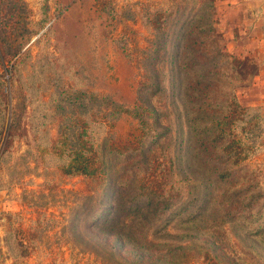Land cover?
<instances>
[{
	"label": "trees",
	"instance_id": "16d2710c",
	"mask_svg": "<svg viewBox=\"0 0 264 264\" xmlns=\"http://www.w3.org/2000/svg\"><path fill=\"white\" fill-rule=\"evenodd\" d=\"M112 1L73 0L65 6L62 14L83 4L88 10L76 42L79 56L69 63L67 57L40 56L25 75L19 69L21 60H15L8 69L10 87L20 97L11 108L7 82L0 74V155L15 138L31 133L39 153L30 162L34 170L42 168L47 191L53 192L65 177L82 175L94 183L95 201L88 194L73 219L83 215L90 226L103 218L98 230L106 236L124 230L120 219L126 213L138 218L163 210L151 232L141 234L142 241L130 244L122 234L111 247L99 238L97 244L91 243L111 248L113 257L130 246L131 264H177L178 252L192 249L198 251V261L203 252L205 263H211L207 235L220 224L264 264V200L255 207L262 194H250L258 182L246 174L244 186L234 188L241 180L242 160L254 153L252 148L264 132V114L243 106L233 89L211 96L220 82V53L208 55L203 46L205 36L214 30L209 8L213 1L195 0V12L173 32L161 29L169 12L156 8L142 13L153 37L138 58L129 36L115 32L119 12ZM129 12L135 17L134 11ZM29 14L25 0H0L2 67L28 41ZM171 43L176 54L169 59L167 73L156 60ZM141 64L142 75L133 68ZM127 65L125 74L122 68ZM100 83L104 88L96 87ZM166 92L170 102L160 109L154 97ZM52 123L58 129L55 139L49 132ZM231 126L244 132V138L237 139ZM158 150L166 161L164 181L154 176ZM31 151L25 150L18 163L26 165ZM237 201L242 203L239 208L234 207ZM74 236L78 238L77 233ZM146 236L169 251L153 257L143 242ZM16 251L14 238V259L22 256Z\"/></svg>",
	"mask_w": 264,
	"mask_h": 264
},
{
	"label": "rangeland",
	"instance_id": "374dc122",
	"mask_svg": "<svg viewBox=\"0 0 264 264\" xmlns=\"http://www.w3.org/2000/svg\"><path fill=\"white\" fill-rule=\"evenodd\" d=\"M25 1L30 13L26 27L31 31V35L20 53L6 62V67L0 65L1 77L7 82L5 91L8 94L7 106L10 108L20 97L16 88L12 92L10 87L11 70L8 69H11L12 63L21 60L19 69H22L25 75L32 70L33 63L40 56L52 55L57 59L67 57L65 63L73 62L79 56L80 49H76V42L80 40L81 27L87 20L84 17L88 12L85 4L73 8L70 12L66 10L62 14L65 6L71 4L73 0ZM212 1L213 7L209 6V8L214 14V30L205 36L203 49L208 55L219 51L220 82L211 96L214 99L217 94L220 97L233 89L243 106L258 109L264 114V79L258 76L259 70H264V46L260 45L263 43L259 39L264 32L247 28V25L253 22L251 16H245L247 24H243L245 23L243 16L241 18L233 14L232 7L229 6L231 3H227V0ZM112 2L119 12L115 20V32L129 36L132 47L136 49L137 58L141 49L148 46V38L153 37L150 33L152 27L143 21L142 13L145 15L156 8L169 12L168 23L163 24L164 27L161 29L173 32L175 29L178 31L184 18L194 13L198 7V5L193 6L195 0H113ZM129 10L134 11L135 17L130 15ZM160 18L164 20L166 16L162 15ZM239 23H242L241 29ZM250 45L255 47V52L250 51L249 55L248 52L242 51L241 46L245 48ZM70 49L72 50L68 52ZM175 51L176 47H173L172 43L166 47V52L160 50V56L156 60L157 66L166 68L169 59L176 54ZM256 51L261 54L254 55ZM26 53L27 55H24ZM134 62L140 64L136 60ZM133 68L134 71L138 70L140 75L144 73L143 64L139 68L138 66ZM122 70L125 74L129 73L128 65ZM165 71L168 73L167 68ZM100 84L96 87L104 88L103 84ZM123 87V90H126V87ZM169 102L167 92L166 95L154 97V104L160 109L168 106ZM229 131H232L237 139L244 138L245 133L234 129L233 126ZM49 132L51 139H55L58 135L55 123L49 126ZM29 148L32 151L28 163L19 164V156ZM252 151L254 153L242 160L241 180L236 182L234 188H242L245 183L243 178L246 174H251L255 179L254 183L258 182V184L252 186L250 194L254 196L262 194L254 202L255 207H258L264 200V132L261 137L258 136L257 144ZM38 153V148L33 145L31 133H27L24 137L15 138L8 151L0 155V264H131L132 256L128 249L130 246L117 250L118 254L113 257L111 248L105 245L94 247L91 243L97 244L99 238L98 240H103L108 247H111L115 239L122 234L130 244L135 240L142 241L141 234L151 232L158 218L163 215V210L150 211L145 217L137 216L138 218L126 213L120 219L124 230L115 229L106 236L105 231L98 230L103 218L93 221L90 226L87 225L88 219H84L83 215L73 219L75 211L83 204L88 194H92L91 201H95L94 183L89 182L82 175L65 177L53 192L47 191V187L43 185L45 180L42 168L34 170V163L30 162ZM153 158L157 164L154 176L164 181L166 161L163 152L158 150ZM241 206L242 203L239 201L234 204L237 208ZM74 233L78 234L79 239ZM209 233L207 236L212 244L209 252L213 257L211 263H205L203 252L198 261V251L187 249L178 252L177 264H263L261 256L253 249L252 252L250 250L248 252L242 248L234 232L224 225L218 224ZM14 238H16V254L22 253L17 259H14L11 253ZM18 242L22 243L18 245ZM143 242L147 243L150 255L153 257L169 251V247H158L147 236ZM257 258H260L259 262H256Z\"/></svg>",
	"mask_w": 264,
	"mask_h": 264
},
{
	"label": "crops",
	"instance_id": "0c3cea01",
	"mask_svg": "<svg viewBox=\"0 0 264 264\" xmlns=\"http://www.w3.org/2000/svg\"><path fill=\"white\" fill-rule=\"evenodd\" d=\"M227 3H231V5H229L230 7H232L233 10V14L238 15V16H243V21L245 23L243 24H247V15L251 16V18L253 19V22H251L250 24H248L247 28L251 29L253 28L254 30H259V31H263L264 32V0H227ZM242 21V22H243ZM240 26L241 29V25L242 23L238 24ZM241 31V30H240ZM254 37V36H253ZM242 38V36L240 37ZM259 39L262 41L264 46V33L263 35L259 36ZM243 48V52L245 51L246 53L248 52V54L250 55V51L255 52V47L253 45L250 46H246L245 48L243 46H241ZM257 48V46H256ZM261 53L256 51V54L254 53V55H260ZM259 78H263L264 79V70H259Z\"/></svg>",
	"mask_w": 264,
	"mask_h": 264
}]
</instances>
